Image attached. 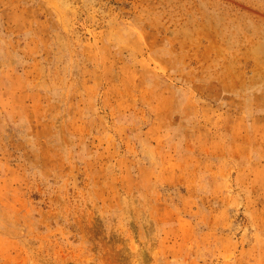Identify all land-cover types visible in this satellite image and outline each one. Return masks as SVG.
<instances>
[{
  "label": "rangeland",
  "instance_id": "374dc122",
  "mask_svg": "<svg viewBox=\"0 0 264 264\" xmlns=\"http://www.w3.org/2000/svg\"><path fill=\"white\" fill-rule=\"evenodd\" d=\"M0 264H264V0H0Z\"/></svg>",
  "mask_w": 264,
  "mask_h": 264
}]
</instances>
